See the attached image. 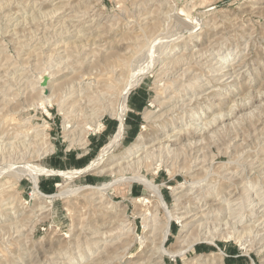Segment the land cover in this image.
Returning <instances> with one entry per match:
<instances>
[{
    "label": "rangeland",
    "instance_id": "obj_1",
    "mask_svg": "<svg viewBox=\"0 0 264 264\" xmlns=\"http://www.w3.org/2000/svg\"><path fill=\"white\" fill-rule=\"evenodd\" d=\"M44 70L50 114L39 106ZM139 76L117 159L142 135L145 149L123 162L140 156L67 183L113 184L101 192L51 199L65 182L42 177L43 198L34 201L27 165L85 168L116 132L112 110ZM101 114L105 126L89 131L88 149L66 137ZM26 122L46 126L54 151L41 160L40 144L21 135ZM0 173V264H264V0H0ZM138 173L160 187L170 211L186 212L185 229L171 224L169 251L231 217L222 226L229 233L197 240L184 257L160 258L161 233L145 229L148 206L137 202L147 192L126 181ZM194 182V194L177 201Z\"/></svg>",
    "mask_w": 264,
    "mask_h": 264
},
{
    "label": "bare ground",
    "instance_id": "obj_2",
    "mask_svg": "<svg viewBox=\"0 0 264 264\" xmlns=\"http://www.w3.org/2000/svg\"><path fill=\"white\" fill-rule=\"evenodd\" d=\"M147 3V2H146ZM35 10V9H34ZM40 15V14H39ZM163 17V16H162ZM9 18V17H8ZM12 18V17H10ZM188 23V22H187ZM187 23L184 21L181 23L182 24H185V26L187 25ZM178 25V24H177ZM190 25V24H188ZM184 26V25H183ZM184 26V27H185ZM193 26V25H192ZM191 26V27H192ZM190 27V26H188ZM196 27V26H195ZM194 28V27H193ZM6 29V28H5ZM190 30V29H189ZM192 30V29H191ZM195 30V29H194ZM89 36V35H88ZM24 39V38H23ZM81 40V39H80ZM155 41V40H154ZM161 41V40H160ZM172 42V41H171ZM155 43V42H154ZM160 43V42H159ZM163 43V42H162ZM156 44V43H155ZM158 44V43H157ZM156 44V45H157ZM164 44V43H163ZM61 45V44H60ZM138 45V44H137ZM151 45V44H150ZM66 46V45H65ZM152 46V45H151ZM167 46V45H166ZM154 47V46H153ZM169 47V46H168ZM156 48V47H155ZM165 48V47H164ZM84 49V48H83ZM152 49V48H151ZM161 49V48H160ZM166 49V48H165ZM164 49V50H165ZM150 50V49H149ZM156 50V49H155ZM172 50V49H171ZM153 51V49L151 50ZM166 51V50H165ZM3 52V51H2ZM150 52V51H149ZM61 53V52H60ZM163 53V52H162ZM161 53V54H162ZM165 53V52H164ZM169 53H171V51H169ZM151 54V53H150ZM168 54V53H167ZM158 55V54H157ZM163 55V54H162ZM152 55H150L151 57ZM161 56V55H159ZM153 58V56H152ZM159 58V57H158ZM161 58V57H160ZM147 59V58H146ZM153 61V60H152ZM150 62V61H149ZM154 62V61H153ZM156 63V62H155ZM224 64V63H223ZM222 64V65H223ZM153 63H152V66L150 67H153ZM175 66V65H174ZM224 66V65H223ZM146 67V66H145ZM149 67V65H148ZM154 68V67H153ZM153 68H149L154 70ZM145 69V68H144ZM142 68V72L139 71V73H144ZM217 70V69H216ZM165 71V70H164ZM187 71V70H186ZM221 71V68L220 70ZM218 71V72H219ZM115 72V71H114ZM149 72V71H148ZM137 73V74H139ZM140 73V74H141ZM147 73V72H146ZM145 73V74H146ZM223 73V72H221ZM51 74V72L49 71V73L44 70L42 72V77L39 78V81H38V85L39 88L43 89L41 90V98L42 100H40V104L39 106L43 107V109L46 110L47 113L50 114V111L48 109V107H52L53 106V103H52V96H49V93L46 92L47 88H45V84H46V80L47 78L49 77V75ZM136 74V75H137ZM143 74V75H145ZM157 74V73H156ZM224 74H227V73H224ZM135 75V76H136ZM141 75V76H143ZM221 75V74H220ZM138 76V75H137ZM133 77L131 78L130 80H128L125 84V87L121 93V96H120V101H119V105L117 107V109L115 110H112V115L116 118V120L118 121V127H117V130L116 132L114 133V135L112 136V138L110 139V141L100 150L99 154L97 155L96 158H94L85 168L83 169H74V170H69V171H59V170H54V169H49V168H46V167H43L41 165H39V163L33 165V168L31 170L30 168V165H27L30 169V171H28L27 173V176H28V179L32 182L33 184V188H34V192H33V200L34 201H37L39 199H42L43 196H41V189H40V183H41V178L42 177H49V176H59L62 178V180L65 182L63 184H58V188H61L60 191L58 194H56L55 196H52L51 199L53 198H56V197H59V198H62V199H66V198H69L70 196L76 194L78 191H83V190H86V189H92V190H97V191H105L106 189L108 188H111L112 185L110 183L108 184H101V185H98V186H79L77 188H71L67 183H69L70 181L76 179L77 177H79L80 175L82 174H85L87 172H91L93 173L95 176L98 175V176H101L105 173H108V172H111L113 173L114 171H116L118 168H121L123 165L125 164H130V163H133V160L138 158V156L132 158L131 160H128V161H125L123 162V160L125 159H129L131 156L133 155H136L138 154L141 150H144L145 149V145L143 143H141L142 141V135L139 136L137 142H135L133 144V147H130L126 150V152L124 153V156L118 161V154L121 153V149L123 147V144H124V140L126 139V116L128 111H129V97L131 95V93L136 89L138 88L142 82H143V77ZM145 77V76H144ZM52 77H50L51 79ZM187 78V77H186ZM6 82V81H5ZM196 83V82H195ZM36 84V83H35ZM176 84V83H175ZM203 84V83H202ZM173 86V85H172ZM87 90V89H86ZM115 93V92H114ZM95 98V97H94ZM97 99V98H96ZM83 101V100H82ZM96 102V101H95ZM63 103V102H61ZM97 103V102H96ZM75 104V103H74ZM45 105V106H44ZM72 106V105H71ZM76 107V106H75ZM60 111L62 112V114L64 115L65 117V121H66V127L67 129L69 127H71L70 125V120H69V116L67 112V110H65V107H61L60 108ZM94 114V113H93ZM92 114V115H93ZM95 115V114H94ZM100 115V114H99ZM94 116L91 120H89V122H87L85 124V126L78 131V137L77 138H73V132L69 133V131L67 132V135L66 137L68 139H71L73 141V145H79L80 147L84 148L86 145L85 148L88 149V147H90L91 143H89L90 141L88 140V137H89V131H99L101 128H103L105 125L102 121V114L101 116ZM34 116V115H33ZM6 118V117H5ZM91 118V117H90ZM152 117L151 113L148 111L146 114H145V119L147 121H149ZM26 125V128L24 127V130L22 131L21 135H24L25 137H30V138H33V141H36L38 142V144H40V147L38 149H41L43 150L42 152H39L40 153V157L39 159L41 160L42 159V156L45 154H50L54 151V147L53 145H51L50 143H48V135L47 133H45L46 129H44L43 127H46V126H43V127H34L33 125H29V122H26L25 123ZM43 128V129H41ZM20 134V133H19ZM263 134V133H262ZM170 137V136H169ZM26 139V138H25ZM235 141V140H234ZM25 142V141H24ZM8 144V143H7ZM195 144V143H194ZM15 148V147H14ZM25 149V148H24ZM2 151V150H1ZM40 151V150H39ZM37 153H38V150H37ZM38 153V154H39ZM42 153V154H41ZM37 154V155H38ZM23 155V153H22ZM9 157V156H8ZM23 158V156H22ZM23 159H26L25 157ZM140 159H138L137 161H139ZM20 161V160H19ZM145 161V160H144ZM22 162H24L22 160ZM27 162V161H25ZM5 163V162H4ZM18 163V162H17ZM21 163V162H19ZM32 163V162H31ZM12 164V163H11ZM33 164V163H32ZM26 165V164H25ZM4 166V165H3ZM2 166V167H3ZM21 166V165H20ZM158 168V167H157ZM9 169V168H8ZM7 169V170H8ZM6 170V169H5ZM6 170V171H7ZM26 170V169H25ZM21 171V170H20ZM24 170H22L23 172ZM159 171V170H158ZM2 172V170H1ZM4 172V170H3ZM19 172V171H18ZM11 174V175H14V177L16 176V174ZM237 172V171H236ZM26 173V172H25ZM234 173V172H233ZM1 174V173H0ZM26 175V174H25ZM19 176V175H18ZM22 176V175H21ZM226 176V175H225ZM230 177V176H229ZM21 178V177H20ZM19 178V179H20ZM124 178V177H123ZM18 179V178H17ZM119 181V180H118ZM122 181V180H121ZM125 181V180H123ZM128 184H132V183H137V184H140L144 187L145 191L147 192V194L145 196H142V197H139L137 198V202L143 204L144 206H148V208L145 210L144 212V221H145V226H146V230H148L149 232L152 231L153 233V237L155 234H158V233H161V240L160 242L158 243V248L156 249V254H159V257L162 258L163 256H170L172 258H178V257H184L185 254L187 252H189V250H192V251H195L196 249V245H197V240H201V239H206V240H211L212 242H214V238L216 236H222L225 235L226 233H229L227 230L225 231L223 229L222 226H227L229 227L231 224H230V221H231V217L229 218V220H226V222L224 224H215V225H211V226H205L207 227V230L205 232H201L199 234V236L197 237V239L195 241H191V242H187V247H183L181 250H177L176 252H171L169 251L167 248H166V243L167 241L169 240V237L173 235V232H172V222L174 220L177 221L178 224H180L181 228L182 229H185L187 227V222L185 223L186 219H187V216H185V213L186 212H178V213H173L172 211L169 210V206H168V203L167 201L165 200L164 198V195H163V192L162 190L160 189V187L158 185H156V183L152 180H150L149 178H147L146 176L144 175H140L139 173L137 175H135L134 177L132 176V178L126 180ZM125 181V182H126ZM200 182V181H198ZM195 184L196 182L190 184L188 187H186V189H189L190 193L188 194H183L181 196H179L177 198V201L180 202V200L182 198H185V197H188L189 198V195H191V191H194V189L197 187H195ZM198 184V183H197ZM196 184V185H197ZM199 186V185H198ZM203 187V186H202ZM199 188V187H198ZM195 192V191H194ZM99 193V192H98ZM194 194V193H192ZM179 193L177 192L176 193V196H178ZM202 195V194H201ZM197 196H195V198L193 200H195L197 203H201L202 201L206 200L203 197L201 198H198ZM12 199V198H11ZM151 199H154V200H157L158 202V206L159 208H161L164 212H165V215H166V223L164 225H159L160 223L158 222L159 218L157 217V214H153L152 211H150V206L149 204H152V200ZM192 199V198H191ZM249 199V198H248ZM49 200V199H48ZM33 201V202H34ZM243 201V200H242ZM250 201V200H249ZM180 204V203H179ZM46 206L45 205H40L39 207V210L43 212H45ZM6 209V208H5ZM261 211V210H260ZM233 213V212H232ZM231 214V213H230ZM239 214H241V211L239 212ZM238 214V215H239ZM236 215V214H235ZM202 217V216H201ZM236 219V218H235ZM234 219V220H235ZM189 224V223H188ZM236 224V223H234ZM236 227V225H235ZM125 228H123L124 230ZM203 230V229H202ZM205 230V229H204ZM203 230V231H204ZM228 230H231V229H228ZM247 230V229H245ZM250 230V228H249ZM225 232V233H224ZM231 235V234H230ZM146 238V237H144ZM152 238V237H150ZM225 238V237H224ZM228 238V237H227ZM156 240V239H155ZM215 244V243H214ZM154 254V255H156ZM187 255V254H186ZM162 260L159 261V263H161Z\"/></svg>",
    "mask_w": 264,
    "mask_h": 264
}]
</instances>
